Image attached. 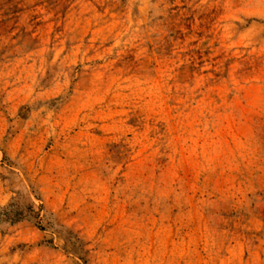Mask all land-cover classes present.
<instances>
[{"label": "rangeland", "instance_id": "374dc122", "mask_svg": "<svg viewBox=\"0 0 264 264\" xmlns=\"http://www.w3.org/2000/svg\"><path fill=\"white\" fill-rule=\"evenodd\" d=\"M0 264H264V0H0Z\"/></svg>", "mask_w": 264, "mask_h": 264}]
</instances>
